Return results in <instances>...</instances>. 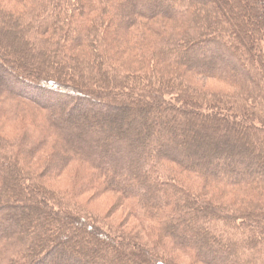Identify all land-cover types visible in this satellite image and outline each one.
Wrapping results in <instances>:
<instances>
[{"label": "trees", "instance_id": "1", "mask_svg": "<svg viewBox=\"0 0 264 264\" xmlns=\"http://www.w3.org/2000/svg\"><path fill=\"white\" fill-rule=\"evenodd\" d=\"M179 256L264 264V0H0V264Z\"/></svg>", "mask_w": 264, "mask_h": 264}, {"label": "rangeland", "instance_id": "2", "mask_svg": "<svg viewBox=\"0 0 264 264\" xmlns=\"http://www.w3.org/2000/svg\"><path fill=\"white\" fill-rule=\"evenodd\" d=\"M207 6H210V3H206ZM242 18L246 19L245 14H242ZM232 48V47H231ZM232 50L235 52V50L232 48ZM8 52V53H7ZM6 53H4V57L6 58H10L12 59V61H20V59H16L15 57L12 58L11 56H14L15 54L17 55V51L14 52V54L12 53V51L8 50ZM238 55V54H237ZM239 56V55H238ZM237 56V57H238ZM241 56L238 57V60H241ZM196 87L200 88H204L205 91L209 92V93H213V94H230L233 92V89H231L230 87L224 85L223 83H220L218 81H207L206 80H200V79H196L195 81H193ZM83 87H88L86 84H81ZM102 92V91H101ZM236 93V92H235ZM68 111V109H67ZM65 116V120L69 121V120H74V119H70L67 118L66 115ZM154 116L153 112L149 113V119H152ZM90 119V117H89ZM87 119V120H89ZM81 122H86V120H80ZM70 122V121H69ZM77 122V120L75 121ZM129 134H132L133 131L128 132ZM73 182V173H67V175L63 178L60 179H56V180H52L50 182L47 183V185L53 189L54 191H57L58 193H63ZM86 198V197H85ZM85 198L82 199L85 200ZM89 198V196H88ZM87 199V198H86ZM25 204V202H15L14 204L10 203L7 204L8 205H12L13 208L11 209L12 213H16L17 217H18V222L20 224H22L24 227H27L28 225L26 224V222L21 219L20 216H22L21 212H27L26 208L23 207V205ZM91 205V206H89ZM88 205V209L94 213H96V215H98L99 217H101V219L104 220V222L109 225V226H113L114 228H117V230L119 232H126L128 234H130L133 238H136L137 233L139 232L138 230L136 231L135 229H138L137 226L135 225L134 221L132 223L129 222L128 220V214L123 210H119V206H118V200L117 197L115 195H106L104 197H99L97 198L93 203ZM132 220V219H130ZM126 222V224H124ZM11 223V222H10ZM53 225L57 226L56 223H54ZM28 231L31 232H36L37 228L33 227V224L31 223L28 226ZM125 233V234H126ZM33 237V236H32ZM58 239H60L59 237H57ZM31 241H34V238H32ZM140 241H143V244L145 246H148V242H146L145 240H143L142 238L140 239ZM174 255H179L177 253H175ZM98 259L101 260L100 257H98ZM175 261L177 264H192L191 261L186 258L185 256H179V257H175ZM51 262H46V264H50Z\"/></svg>", "mask_w": 264, "mask_h": 264}]
</instances>
